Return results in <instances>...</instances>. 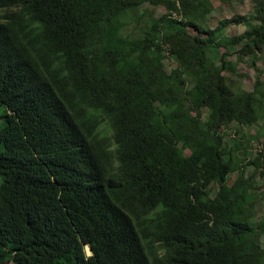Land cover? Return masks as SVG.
I'll return each mask as SVG.
<instances>
[{"label":"trees","instance_id":"16d2710c","mask_svg":"<svg viewBox=\"0 0 264 264\" xmlns=\"http://www.w3.org/2000/svg\"><path fill=\"white\" fill-rule=\"evenodd\" d=\"M251 1L0 0V264H264V134H223L264 121L224 74L264 53Z\"/></svg>","mask_w":264,"mask_h":264},{"label":"rangeland","instance_id":"374dc122","mask_svg":"<svg viewBox=\"0 0 264 264\" xmlns=\"http://www.w3.org/2000/svg\"><path fill=\"white\" fill-rule=\"evenodd\" d=\"M212 6L213 10L209 14L207 22L209 28L215 29L218 22L222 19L229 18L235 14H240L241 16L249 15L252 12L253 2L251 0H212ZM148 8L153 10L156 16H159L165 12V9L162 6H152ZM173 15L176 14L173 13ZM133 25L134 24H131L130 27L134 28L135 26ZM245 30L246 28L241 26V24L231 23L225 26L224 33L227 36H233L240 33L242 34ZM219 51L220 54L223 49H220ZM165 60L167 70H170L171 68L177 66L175 60H173L172 58L167 57ZM227 60H230L232 63H234V65H236L234 68V72L230 73L227 70L224 71V74L232 77L235 86H239L242 90L251 91L257 75H259L260 79L264 83V53L259 54V57L256 59V66L253 65V60L249 57L244 58L243 62L238 63L235 55L229 54L227 56ZM223 131L225 132L223 134L229 146H232L234 143L233 139H238V137L242 138L244 141L249 140V146H247L244 150L243 147H240L239 149H237V153L240 158H242L244 154V156L250 157L251 153H255L261 147L264 134V121H260L258 124H255L251 128L239 126L236 123H232L228 127L224 128ZM250 135H254V137L249 139L248 136ZM244 144L246 143L244 142ZM248 152H250V154L247 156L246 154ZM251 170L252 167L248 168L249 173L251 172ZM235 176L236 173H233L231 175V178L229 180L230 183L235 178ZM255 181V191L258 195V198L255 199V210L257 215L259 216L264 212V178L256 175ZM85 251L88 254L86 248ZM4 264L9 263L5 262Z\"/></svg>","mask_w":264,"mask_h":264}]
</instances>
